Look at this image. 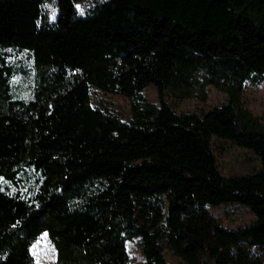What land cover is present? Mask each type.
Here are the masks:
<instances>
[{"label": "trees", "instance_id": "obj_1", "mask_svg": "<svg viewBox=\"0 0 264 264\" xmlns=\"http://www.w3.org/2000/svg\"><path fill=\"white\" fill-rule=\"evenodd\" d=\"M7 50L31 61L27 97ZM251 76L264 80V0H0V264H35L42 234L53 264H131L136 238L143 264H168L160 238L184 264H264V125L242 102ZM208 87L227 102L203 115L163 101L203 102ZM93 89L126 98L127 119L93 106ZM212 139L260 169L224 177ZM225 204L254 221L221 225L207 208Z\"/></svg>", "mask_w": 264, "mask_h": 264}, {"label": "rangeland", "instance_id": "obj_2", "mask_svg": "<svg viewBox=\"0 0 264 264\" xmlns=\"http://www.w3.org/2000/svg\"><path fill=\"white\" fill-rule=\"evenodd\" d=\"M50 16H55L56 8L52 3L47 5ZM77 10L83 9L81 4L76 5ZM8 60L19 61L23 65V71L19 72L14 78L13 83L17 89L21 90L24 97L29 95V85L31 81V61L25 53H16L7 50ZM92 105L106 109L108 112L118 116L122 120L127 119L129 114V103L126 98L111 94H103L98 90L92 91ZM145 98L154 104H158V94L156 88L149 86L143 91ZM206 101L197 98L176 99L171 94L166 93L163 101L176 113H195L203 115L213 107L220 106L227 102V96L208 87L206 89ZM242 102L245 108L264 125V80L258 76H251L246 81L242 94ZM211 149L215 156L218 169L224 177L242 176L252 174L260 169L259 159L248 150L236 147L230 142L212 139ZM208 211L213 215L218 223L227 228H239L247 226L255 219L252 212L247 208L237 204H225L218 207H208ZM162 248V254L168 264H184L166 244L164 238L158 241ZM126 248L129 253L131 264H143V256L140 249L138 238L127 241ZM31 255L35 264H53L55 260V249L49 242L45 234H42L31 246Z\"/></svg>", "mask_w": 264, "mask_h": 264}]
</instances>
